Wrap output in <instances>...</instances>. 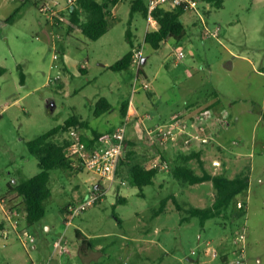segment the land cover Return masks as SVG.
<instances>
[{"label": "rangeland", "instance_id": "1", "mask_svg": "<svg viewBox=\"0 0 264 264\" xmlns=\"http://www.w3.org/2000/svg\"><path fill=\"white\" fill-rule=\"evenodd\" d=\"M41 1L0 0V65L6 67L0 75V194L21 212V224L15 230L0 204V224L9 229L5 238L0 228V264H234L237 258L243 259L240 264H264V148L260 142L264 140V74L259 73L264 70V0H225L222 7L208 3L199 12L187 10L181 15L185 38H170L161 51L145 41L150 25L141 11L132 12L134 0H120L111 8L109 30L96 40L76 25L57 19L54 23L49 13L40 10ZM17 9L13 21H7ZM61 12L70 17L67 8ZM205 27L218 30L219 35H207ZM133 44L143 45L147 56L140 75L135 64L112 69ZM103 96L113 109L97 115L96 104ZM216 99L229 112L226 132L230 137L240 134L249 145L252 136L257 137L254 150L263 167L239 173L250 177L249 189L236 198L247 206L245 214H237L235 201L202 219L188 209L214 202L212 181L192 188L172 170H159L153 184L140 188L128 175L127 150H135L133 157L150 165L160 154L152 149L163 150L164 145L151 143L147 128L168 121L175 111L187 115L190 103ZM125 100L146 101L140 117L147 127L136 128L139 118L130 119L131 144L116 180L110 185L86 168L53 169L46 215L28 226L22 199L10 191V184L40 172L39 160L27 142L74 114L89 124L88 133L110 131L126 120L121 109ZM212 109L213 116L221 111L220 106ZM84 129L79 127L77 133ZM73 132L58 138L79 139ZM206 145L204 157L211 169L209 157L219 139L212 138ZM173 158L175 165L183 162L179 153ZM250 160L245 157V164ZM190 164L202 172L199 157ZM226 175L236 174L228 170ZM98 180L110 185L105 197L68 224L67 206L80 201L78 194H89ZM174 192L177 199L172 198ZM120 197L126 201H119ZM25 229L35 241L23 234ZM79 231L84 235L79 236ZM241 234H245L244 242L236 239ZM61 237L69 247L66 253L55 248Z\"/></svg>", "mask_w": 264, "mask_h": 264}, {"label": "trees", "instance_id": "2", "mask_svg": "<svg viewBox=\"0 0 264 264\" xmlns=\"http://www.w3.org/2000/svg\"><path fill=\"white\" fill-rule=\"evenodd\" d=\"M119 1L120 0H76L70 9L69 25L78 26L86 36L96 40L109 30V14L111 8L117 5ZM224 1L225 0H203V4L210 3L216 7H222ZM137 11H141L147 18L148 2L145 0H134L132 3V12ZM17 12L18 9L7 19V21H13ZM184 12L185 10L181 8L166 9L160 7L156 9L154 15L158 22L157 26L150 27L149 30H147L145 41L152 45L154 49L161 51L168 45V40L170 38L173 37L178 41L183 40L186 36V27L181 20V15ZM68 31H71V26L68 27ZM128 34L130 36V32H128ZM133 48L134 46L128 53L113 63L111 68L114 70L130 68L133 64ZM142 71L143 65L139 68V74ZM5 72L6 67L0 65V75ZM217 101L218 100H216V102ZM130 102L131 100H125L122 103L121 109L124 117L128 115ZM218 103L219 101L216 104ZM112 109L113 104L107 97L103 96L97 101L95 113L100 115ZM86 125V121L74 114L68 118L65 123L55 126L27 142L30 153L35 155L39 160V166L41 168L40 172L24 181L16 182L15 185L10 184V191L14 192L22 199L28 226L34 225L46 215V201L50 198L53 191L50 185L51 171L53 169H64L66 171L69 169H75L72 165L71 158L66 155L65 151L66 147L72 142V140L70 138L60 140L58 137L74 127H85ZM109 137L110 132L94 131L93 137H80L79 139L88 145H91L98 140L108 141ZM129 144H131V141L127 138L125 150H127ZM135 153L136 151L133 149L127 150V156H129V163H127L129 164L128 175L133 184L143 188L145 185L154 183V178L159 173V169L156 167H147L144 162L136 160V158L133 157ZM160 153H162L164 158L166 157L162 150ZM200 154L201 152L196 150L187 154H179V158L182 159L183 162L171 165V169L175 177L189 184H197L206 181L213 182L216 189V198L214 202L206 207L191 206L188 209V212L192 216L199 215L202 219H205L222 212L233 202H238L239 200H236L237 196L249 189L250 177L248 174H238L234 177H229L224 173L213 174L208 170L199 173L189 164V160L195 157L200 158ZM120 164H125L123 156ZM80 169L84 168L80 167ZM119 170L120 169L118 168L117 176ZM172 198L177 199L175 194L172 195ZM167 199L168 198L164 200L161 210L164 209ZM119 201H126V198L120 197ZM245 213L246 206L237 207L238 215H243ZM2 227H4V224H0V228ZM78 235L83 236L84 234L79 231ZM224 258H226V256Z\"/></svg>", "mask_w": 264, "mask_h": 264}, {"label": "built area", "instance_id": "3", "mask_svg": "<svg viewBox=\"0 0 264 264\" xmlns=\"http://www.w3.org/2000/svg\"><path fill=\"white\" fill-rule=\"evenodd\" d=\"M76 0H42L40 3V10L47 12L51 15L54 20L60 22L70 23V17L64 15L61 10L67 8L69 13L70 9L75 3ZM148 24L150 27L157 26V19L154 15V11L160 7L166 9L181 8L185 11H197L203 4V0H148ZM65 3V5L63 4ZM58 23V22H57ZM149 27V28H150ZM148 30V29H147ZM205 33L207 35H219V31H210L205 27ZM184 52L179 53V57L184 56ZM57 57V55H56ZM145 57L144 47L139 44L133 48V64H135L138 69L143 65ZM140 75V74H139ZM3 110L0 109V114ZM204 115L202 111L196 112L195 116L201 118ZM220 124L222 126H227L229 123L228 112L224 110L220 114ZM125 121L122 122L116 129L110 133L108 141L98 140L91 145L81 141L80 139L72 141L66 147V155L69 156L72 160V165L74 167H83L88 170L94 171L101 175L103 179L110 181V185L116 180L117 172L120 165L121 158L124 154L126 140L128 138V123L131 119L129 115L125 117ZM147 127V126H146ZM150 135L149 139L151 143L159 142L166 146L177 147L181 149H189L194 142H199L203 144L212 140L214 137V132L210 130L208 124L199 125L196 131H193L191 128V123L189 122L188 115H185V111L176 112L173 116L166 122L157 124L154 127L147 128L146 130ZM156 145V144H154ZM150 167H156L159 170H169V163L163 158L160 153L157 159H154L151 162ZM101 182V181H100ZM100 184V183H99ZM110 185H98L93 187L89 194H87L80 201H75L70 203L67 206V223L70 224L81 212L86 210L88 207L92 206L95 203L101 201ZM0 204L3 208V212L7 219L11 222L13 229L19 228L20 210L9 203L7 198L1 197L0 194ZM238 207H244V202L239 200L237 202ZM3 230L4 237L7 238L9 235V229L5 227L1 228ZM23 234L29 236L30 240L35 241V236L25 229ZM237 241H245V234H241ZM55 248L61 253H66L69 250L67 243L64 241V238L61 237L55 241ZM241 252L245 251V243L241 247ZM243 262V259L237 258L234 264H240ZM32 264H36L33 262Z\"/></svg>", "mask_w": 264, "mask_h": 264}, {"label": "crops", "instance_id": "4", "mask_svg": "<svg viewBox=\"0 0 264 264\" xmlns=\"http://www.w3.org/2000/svg\"><path fill=\"white\" fill-rule=\"evenodd\" d=\"M133 46H135V45L133 44ZM145 57H146L145 60L147 61V56H145ZM262 68H264V66ZM259 73L264 74V70L260 69ZM216 95H217V93H216ZM216 100L215 101L210 100L204 104L193 102V103H190L186 107L189 122L191 123V128L193 131H196L197 128L199 127V125L208 124L210 126V130L212 132H214L213 139H219V145L217 147V150H215V152H213L212 155L209 157V159H211V169H210V167H208L210 164L209 163L207 164L206 158L204 157L206 149L208 148L206 144L209 143L211 140L208 142H204L203 144H201L199 142H194L191 145V147L189 149H186V150L181 149V148H177V147H172L171 145L166 146V147L164 146L162 151L164 152L166 157L165 158L163 157V158L168 163H169V161H168L169 158H171L172 159L171 164H174V162H173L174 158L173 157H174L175 153L187 154L191 151L196 150V151L201 152L200 164L202 166V172L204 170H208L210 172L213 171L212 173L216 174V171L221 170L222 173L224 172V174H226V171L232 170L237 175L239 173H245V172L252 173L256 169L262 168L263 165L261 164V160L257 157V153L254 150V147H255L256 143L258 142L257 137L252 136L253 139H252V143L250 145L247 142V140L240 134H237L235 137H230V135L226 132L228 129L227 128L228 125L222 126L220 124V121H219L220 117H221L220 114L223 113L224 110H226L227 112H228V110L226 107H223L222 104H220V103L216 104L218 102V101L216 102ZM144 104H146V101L140 100V101L134 102L131 100L130 105H129V109H128V115L131 117V119L133 117L139 118V120H140V122L138 123L139 127H136V128H140V129L142 127L146 126V121L140 117V116H142V115H140V113L142 112L141 110H142V106ZM217 106L221 107V111L218 112L217 116H213L214 110L212 108L217 109ZM258 109H261V108L259 107ZM199 111H202L204 113V115L201 118H197L195 116V113L199 112ZM176 112H178V111L173 112L171 114V117ZM228 114H229V112H228ZM88 126H89V124L87 123L83 132L80 131L79 133H77V131H78L77 129L79 127H74L73 129H71V132L74 131L73 133L78 134L80 137L91 138L94 136L95 130H92L91 133H88V131H87ZM116 127H118V126H116ZM116 127H114L113 129H110V131H105V132L111 133L116 129ZM101 132H103V131H101ZM128 137H129V134H128ZM130 137H131V135H130ZM260 142L262 143L261 146L264 148V140H261ZM151 148H153V147H151ZM159 149L160 148L156 147L155 149H152V150L155 152H157V151L160 152L161 150H159ZM247 156H249L251 158V160L249 162H247V164H245L244 158ZM190 161L191 160H189V164H190ZM151 162H150V165H151ZM150 165H147V167H150ZM72 170H81V169L78 167H75V169H69L68 171H72ZM171 170L172 169L170 167V169L167 171L172 172ZM161 171H163V170H161ZM161 171H159V172H161ZM202 172H199V173H202ZM229 177H234V176H229ZM99 183L102 184L100 182V180H98L94 187L100 185ZM193 185L194 184H189V186L194 188ZM90 191L91 190H89V193H90ZM173 194L178 195V193H175V192ZM86 195H87V193L78 194L77 200H81ZM246 208H247V206H246ZM225 256L226 255H224V257Z\"/></svg>", "mask_w": 264, "mask_h": 264}, {"label": "water", "instance_id": "5", "mask_svg": "<svg viewBox=\"0 0 264 264\" xmlns=\"http://www.w3.org/2000/svg\"><path fill=\"white\" fill-rule=\"evenodd\" d=\"M146 60H144V62H145Z\"/></svg>", "mask_w": 264, "mask_h": 264}]
</instances>
